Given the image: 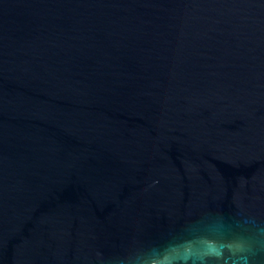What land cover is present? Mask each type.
I'll use <instances>...</instances> for the list:
<instances>
[{"label": "water", "instance_id": "water-1", "mask_svg": "<svg viewBox=\"0 0 264 264\" xmlns=\"http://www.w3.org/2000/svg\"><path fill=\"white\" fill-rule=\"evenodd\" d=\"M0 264H264V0H0Z\"/></svg>", "mask_w": 264, "mask_h": 264}]
</instances>
